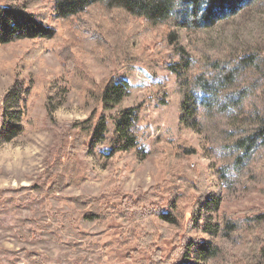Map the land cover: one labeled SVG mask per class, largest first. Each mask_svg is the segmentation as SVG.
<instances>
[{
    "label": "rangeland",
    "instance_id": "1",
    "mask_svg": "<svg viewBox=\"0 0 264 264\" xmlns=\"http://www.w3.org/2000/svg\"><path fill=\"white\" fill-rule=\"evenodd\" d=\"M2 1L15 5L25 0ZM53 1L43 0V6L29 11L48 16L47 23L63 37ZM170 1L173 11L161 26L176 31L180 42L165 62L183 61L185 71L176 74L140 62L122 65L76 52L92 81L128 84L122 105L109 110L66 74L61 38L0 46V105L9 114L6 130L13 128L1 133L0 127V264H153L135 239L123 242L133 223L118 214L90 219L73 200L118 204L109 198L114 190L147 192L169 180L173 170L190 165L206 172L210 191L217 196L216 220L230 227L219 236L202 235L216 254L199 260L193 253L188 264H235L238 246H254L255 238L264 241V140L256 137L264 125V0L243 2L212 24L191 27L189 11L198 5L203 12L207 0ZM181 43L188 52L184 57L178 55ZM158 83L166 88L165 102L150 91ZM130 109L140 116L144 158L115 152L110 145L116 114ZM94 112L107 118L109 132L89 154L79 156L85 179L75 184L76 173H70L66 187L55 195L41 192L60 139ZM181 139L194 152L175 159L169 148ZM154 145L167 154H155ZM190 212L187 207L188 216ZM67 216L73 223L64 224ZM198 237L194 228L191 238ZM160 246L167 259L170 242ZM258 256L253 251L252 262Z\"/></svg>",
    "mask_w": 264,
    "mask_h": 264
},
{
    "label": "trees",
    "instance_id": "2",
    "mask_svg": "<svg viewBox=\"0 0 264 264\" xmlns=\"http://www.w3.org/2000/svg\"><path fill=\"white\" fill-rule=\"evenodd\" d=\"M248 1L207 0L203 12L198 5H194L188 13V27L212 24L221 19L226 11H234L238 5ZM41 6L43 0H25L15 5H6L0 0V46L23 40L61 38L59 52L66 74L75 85L88 89L105 110L122 105L128 93V84L113 79L101 83L92 81L87 66L77 57L78 50L100 61L118 60L122 65L140 62L163 66L176 74L186 69L183 61L174 64L165 62V58L173 52L172 47L180 42L176 31L161 26L173 11L170 0H54L51 9L64 27L63 37L47 23L48 16L29 11L30 7ZM186 49L182 44L178 55H187ZM225 75L229 76V72ZM150 91L158 101L165 102L166 88L161 83L154 84ZM183 115L187 117L184 112ZM115 119L110 141L113 150L133 152L144 158L145 154L139 148L142 135L139 113L132 109L120 110ZM9 122L8 111L0 105L1 133L13 132L11 127L6 130ZM108 132L107 118L97 117L96 112L87 120L70 126L67 133L63 137L61 135L60 145L56 147L52 161L48 162L47 182L40 187V191L55 195L66 187L70 173H76L75 184L84 180L79 156L89 154L97 144L105 141ZM256 137L264 140V125L257 130ZM153 151L155 154H167L164 148L157 145H154ZM169 151L175 159H179L193 154L194 148L181 139ZM205 174L198 165H190L188 169L173 170L169 180L147 192L130 195L120 189L114 190L112 196L107 197L117 199L118 204L86 198L73 200V204L79 210L88 211L90 219L106 220L118 214L133 223L122 236L123 242L127 244L135 239L140 248L148 250L153 264H188L193 253L198 255L199 260L216 254V248L203 240L202 235L210 233L219 236L230 227L228 222L219 223L216 220L217 196L211 193ZM52 180L53 184H50ZM187 207L191 208L190 216ZM62 221L64 224L73 223L68 216ZM166 225L173 226L174 230ZM194 228L199 231L196 240L191 238ZM162 242H170L172 246L167 259L160 246ZM236 250L235 264H264V241L261 238L254 239V246L240 245ZM253 251L254 255H259L255 262L250 258Z\"/></svg>",
    "mask_w": 264,
    "mask_h": 264
}]
</instances>
